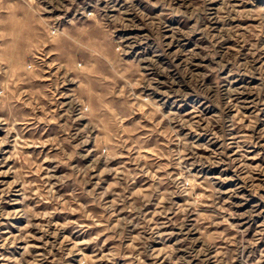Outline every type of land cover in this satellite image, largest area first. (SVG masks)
<instances>
[{
  "label": "rangeland",
  "instance_id": "374dc122",
  "mask_svg": "<svg viewBox=\"0 0 264 264\" xmlns=\"http://www.w3.org/2000/svg\"><path fill=\"white\" fill-rule=\"evenodd\" d=\"M0 264H264V0H0Z\"/></svg>",
  "mask_w": 264,
  "mask_h": 264
}]
</instances>
